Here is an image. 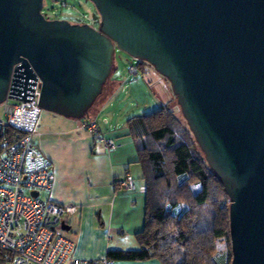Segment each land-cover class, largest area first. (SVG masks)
Returning a JSON list of instances; mask_svg holds the SVG:
<instances>
[{"label": "water", "instance_id": "1", "mask_svg": "<svg viewBox=\"0 0 264 264\" xmlns=\"http://www.w3.org/2000/svg\"><path fill=\"white\" fill-rule=\"evenodd\" d=\"M90 1L97 27L0 0V101L11 74L8 96L30 101L37 76L40 108L80 117L115 46L148 61L229 197V264H264V0Z\"/></svg>", "mask_w": 264, "mask_h": 264}, {"label": "trees", "instance_id": "2", "mask_svg": "<svg viewBox=\"0 0 264 264\" xmlns=\"http://www.w3.org/2000/svg\"><path fill=\"white\" fill-rule=\"evenodd\" d=\"M135 67L136 72L138 67L145 70L141 60ZM126 126L144 179V222L135 233L137 247L110 248L106 255L114 260L156 257L164 264H215L216 241L224 239L229 264V197L186 120L160 103L129 116ZM5 133L10 140L19 135L11 127ZM191 184L198 185L195 192ZM6 254L0 250V264Z\"/></svg>", "mask_w": 264, "mask_h": 264}, {"label": "crops", "instance_id": "3", "mask_svg": "<svg viewBox=\"0 0 264 264\" xmlns=\"http://www.w3.org/2000/svg\"><path fill=\"white\" fill-rule=\"evenodd\" d=\"M107 113L110 117L96 119L95 112L94 117L86 120L99 121L98 132L103 137L112 138L116 144L112 149L97 139L95 132L84 130L80 123L73 122L71 126L63 118H54L63 127L53 128V122L46 121L42 115L32 134L34 144L51 161L54 177L50 190L44 191L46 197L74 207L63 218L68 228H62L63 234L72 241L69 253L72 257L97 258L110 248H135L138 245L135 233L143 227L144 179L137 162L135 143L126 120L124 123L116 120L113 124L116 113ZM53 125L59 126L57 123ZM126 171L135 182L132 190L119 187L117 183ZM114 264L164 263L152 257L115 259Z\"/></svg>", "mask_w": 264, "mask_h": 264}, {"label": "built area", "instance_id": "4", "mask_svg": "<svg viewBox=\"0 0 264 264\" xmlns=\"http://www.w3.org/2000/svg\"><path fill=\"white\" fill-rule=\"evenodd\" d=\"M61 5L66 2L61 1ZM129 70L135 73V65L130 64ZM11 78L12 74L8 92ZM40 88L41 80L36 76L30 101L10 97L8 92L0 101V250L8 253L5 263L114 264V259L106 254L97 258L69 256L73 244L63 234L61 223L74 207L40 195V191L50 190L54 177L51 161L32 142L40 112ZM79 126L95 132L107 148H115L112 138L98 132L95 119L82 120ZM7 127L16 129L19 135L10 140L5 133ZM117 183L127 190L135 188L127 171ZM32 190L37 195H32Z\"/></svg>", "mask_w": 264, "mask_h": 264}, {"label": "rangeland", "instance_id": "5", "mask_svg": "<svg viewBox=\"0 0 264 264\" xmlns=\"http://www.w3.org/2000/svg\"><path fill=\"white\" fill-rule=\"evenodd\" d=\"M61 1H65L66 5H61ZM41 12L47 19H66L71 23H87L93 27H97L100 20V15L90 0H42ZM138 60L143 62L145 70L142 72L141 68L138 67L137 72L132 73L129 70V65L134 64L137 66ZM157 80L163 82L165 86ZM157 96L158 98H156ZM161 101L169 105L182 121L185 120L169 80L148 61L132 57L115 46L112 54L111 72L107 76L101 92L84 114L80 117H63L64 115L40 108L36 125H39L42 115L45 116L46 121L59 124V126H54L52 123L53 128H61L63 127L62 123L54 118H63L64 121L73 126V122L80 123L82 120L94 117L95 112L98 116V118L95 116L96 119H102L103 116L110 117L107 112L111 111L116 113L113 124L116 120H122V123H124L129 116L150 111L156 108ZM102 103L103 105H101ZM1 109L2 104L0 103V112ZM46 121H44V124ZM96 121L99 123L98 120ZM34 138L33 136V143ZM67 157L68 155H65V158ZM190 188L195 192L198 185L191 184ZM24 192L28 193V190H24ZM40 195L47 196L44 191H40ZM213 259L215 264H226V242L224 239L216 241V251L213 254ZM1 264L8 263L3 262Z\"/></svg>", "mask_w": 264, "mask_h": 264}]
</instances>
